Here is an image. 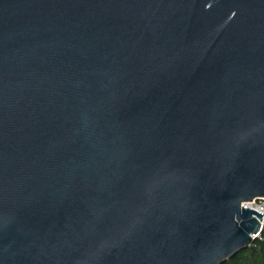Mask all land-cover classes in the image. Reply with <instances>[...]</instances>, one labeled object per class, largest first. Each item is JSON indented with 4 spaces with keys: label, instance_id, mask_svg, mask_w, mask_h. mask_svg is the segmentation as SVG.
<instances>
[{
    "label": "water",
    "instance_id": "95a60500",
    "mask_svg": "<svg viewBox=\"0 0 264 264\" xmlns=\"http://www.w3.org/2000/svg\"><path fill=\"white\" fill-rule=\"evenodd\" d=\"M264 198V0H0V264H222Z\"/></svg>",
    "mask_w": 264,
    "mask_h": 264
},
{
    "label": "trees",
    "instance_id": "16d2710c",
    "mask_svg": "<svg viewBox=\"0 0 264 264\" xmlns=\"http://www.w3.org/2000/svg\"><path fill=\"white\" fill-rule=\"evenodd\" d=\"M222 264H264V231L246 249L226 260Z\"/></svg>",
    "mask_w": 264,
    "mask_h": 264
},
{
    "label": "built area",
    "instance_id": "2783aa9c",
    "mask_svg": "<svg viewBox=\"0 0 264 264\" xmlns=\"http://www.w3.org/2000/svg\"><path fill=\"white\" fill-rule=\"evenodd\" d=\"M243 208H252L261 213L263 216L260 220V231L256 234V239H260L261 233L264 231V198L253 199L251 201L242 203Z\"/></svg>",
    "mask_w": 264,
    "mask_h": 264
}]
</instances>
